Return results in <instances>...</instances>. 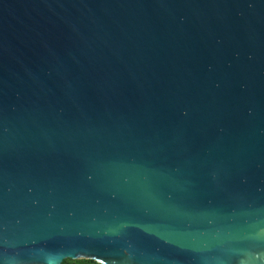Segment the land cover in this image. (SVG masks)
Returning <instances> with one entry per match:
<instances>
[{"label": "water", "instance_id": "95a60500", "mask_svg": "<svg viewBox=\"0 0 264 264\" xmlns=\"http://www.w3.org/2000/svg\"><path fill=\"white\" fill-rule=\"evenodd\" d=\"M264 264V0H0V264Z\"/></svg>", "mask_w": 264, "mask_h": 264}, {"label": "trees", "instance_id": "16d2710c", "mask_svg": "<svg viewBox=\"0 0 264 264\" xmlns=\"http://www.w3.org/2000/svg\"><path fill=\"white\" fill-rule=\"evenodd\" d=\"M60 264H101V263L97 262L94 259H89V258H77V259L65 258L62 260Z\"/></svg>", "mask_w": 264, "mask_h": 264}]
</instances>
